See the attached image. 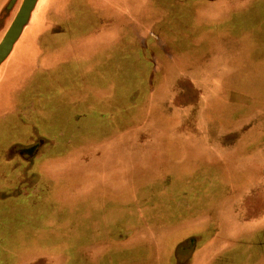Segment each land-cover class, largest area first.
Listing matches in <instances>:
<instances>
[{
  "label": "crops",
  "instance_id": "crops-1",
  "mask_svg": "<svg viewBox=\"0 0 264 264\" xmlns=\"http://www.w3.org/2000/svg\"><path fill=\"white\" fill-rule=\"evenodd\" d=\"M65 3L50 0L51 17L21 44L23 62L0 70V87L34 68L51 67L53 36L65 29L57 10ZM80 5L84 18L96 20L98 27L66 42L61 60L69 65L79 46L82 56L104 60L110 71L101 75L106 81L111 76V84L85 95L90 100L80 111L86 130L51 137L31 126L34 132L28 134L22 128L30 118L16 119V142L0 148L4 156L15 153L20 159L0 168V178L10 183L0 200L5 223L0 238L6 240L1 246L21 253L11 264H264V200L244 217L225 215L231 222L245 219V229L254 225L253 232L235 234L225 227L234 236H221L211 222V215L218 214L203 211L225 198V192L217 191L219 182L209 177L211 169L201 180L197 161L183 157L189 151L178 142L179 133L141 126L163 121L160 108L167 106L168 87L177 80L173 75H182L185 59L204 53L208 60L216 58L215 48L222 43L224 58L230 56L229 45L250 44L258 52L257 62L263 60L264 0H80ZM238 27L240 35L227 32ZM198 74L193 68V85H198ZM105 94L108 98L96 105L93 96ZM76 136L89 140L75 144ZM154 187L159 193L151 194ZM42 209L48 212L41 215ZM49 217L64 227L55 235L71 237L69 225L73 233L85 235L45 246L32 239L24 246L19 235L28 224L25 219ZM38 224L32 222L29 232ZM24 249L28 253L22 254ZM65 249L67 254L61 252Z\"/></svg>",
  "mask_w": 264,
  "mask_h": 264
},
{
  "label": "rangeland",
  "instance_id": "rangeland-1",
  "mask_svg": "<svg viewBox=\"0 0 264 264\" xmlns=\"http://www.w3.org/2000/svg\"><path fill=\"white\" fill-rule=\"evenodd\" d=\"M46 1L40 0L36 16L40 15ZM59 12L57 10L58 23L64 25L65 29L56 32L53 36L55 48L51 54V59L53 58L51 67L34 68L22 73L8 86L0 87L2 118L0 148L16 142L13 137L18 127L16 119L29 117L30 125L24 126L22 131L33 133L35 129L40 131L38 134L46 133L44 136L48 134L53 137L59 131L65 133L69 129L72 132L86 130L88 127L81 120L84 111H80V106L84 107V103L86 105L90 100L85 99L86 96L95 93L94 89L101 84L105 85L104 87L107 83L111 84V76H108L106 81L107 76L101 75L103 70L110 71L109 67L103 65L104 60L95 56L92 58L82 56L79 46L73 50L75 56L69 60V65H65V61L61 60L66 42L77 39L83 36L87 29L92 27L93 31L98 26L95 19V21H87L84 18L80 0H66ZM43 19L47 20V10H44ZM35 20L38 21V18L36 17ZM84 24L89 27H84ZM240 28L227 29V32L234 35ZM172 33H176L174 28ZM71 44L70 42L66 49ZM220 44L215 48L217 52L219 51L216 53V58L208 60L207 54L204 53L198 59L184 60L182 75L179 77L173 75L177 80H172V85L168 87L167 106L160 108L165 115L163 121L145 123L141 126L167 134L179 133L182 139L178 142L189 151V155L183 157L185 159L193 157L194 161H197V167L201 168V180L211 169L209 177L219 182L222 187L217 188V191L225 192V198L216 200L210 208L203 211L217 213L219 218L211 215L214 218L211 220L212 226L219 229L218 233L221 236L228 234L232 239L234 235L229 231L226 232L228 228L232 232L236 231L237 234L242 229L248 233L253 232L255 226L248 225L253 227L245 229V219L240 218L231 222L225 215L230 212L235 213L237 217L241 215L244 217L246 212L250 213L255 208L260 209L258 201L260 198L264 200V49L260 51L263 60L257 62L258 52L250 44L229 45V55H233L231 58L230 56L224 58L225 50L222 43ZM23 54L24 50L20 47L7 64V68L16 67L18 63L23 62L25 59ZM128 60L130 68L133 69L132 59L128 58ZM193 68L196 74L199 71L198 85H193L191 76ZM97 98L93 96L94 103L100 105L108 95L105 94L103 98L100 96L98 100ZM26 105L28 110L25 115L26 107L22 110V106ZM94 108L102 109L101 106ZM93 114L94 111H89L88 116L92 117ZM74 115H77V120ZM31 126H34V129ZM108 129V127L106 130L101 128L102 133H106ZM80 139L84 142L89 140L76 136L74 143H78ZM6 155L0 152V168L20 163L19 155L15 153H10L7 157ZM7 186H10V183L0 178V200L7 194ZM154 188H151V194L159 193V188ZM187 190L193 191L189 188ZM56 205L63 208L62 203ZM42 211L41 215L48 212L47 209ZM65 212L69 213L67 209ZM41 218L25 219L28 224H24V231L19 235L24 246L31 243L32 239L34 242L38 241L40 246H45L49 243L62 244L69 240L72 242L79 236L85 235L80 231L73 233L71 225L67 226L66 231L76 235L75 239L69 234L66 238L61 233L55 235L59 230L64 229L63 225L57 224L54 218ZM37 221L39 224L34 226L33 232H29L32 222ZM4 225V220L0 219L1 232H4ZM2 242L5 243L6 240L1 241L0 238V262L7 260V264H11L21 253L11 248L3 249ZM61 252L68 253L66 249ZM26 253L28 252L24 249L22 254Z\"/></svg>",
  "mask_w": 264,
  "mask_h": 264
},
{
  "label": "flooded vegetation",
  "instance_id": "flooded-vegetation-1",
  "mask_svg": "<svg viewBox=\"0 0 264 264\" xmlns=\"http://www.w3.org/2000/svg\"><path fill=\"white\" fill-rule=\"evenodd\" d=\"M22 0H0V39L4 35L5 31L9 27L12 19L14 18L15 14L19 10L20 4ZM40 0H36L33 4V7L30 9L28 17L26 22L23 24L21 31L15 41L13 42L11 49L7 56L3 59V61L0 63V70L7 66L9 61L13 58V56L16 54V52L19 50L21 44L24 43L25 38L29 39L31 36H34L35 33V26L39 22L44 23V10L45 8L49 9L50 0H47L46 3H44L43 8L40 15L36 16L38 13V4ZM47 9V20L51 17L49 14V10ZM38 18V21L35 20V18ZM45 30V29H43ZM6 63V65H4ZM4 66H1V65Z\"/></svg>",
  "mask_w": 264,
  "mask_h": 264
},
{
  "label": "water",
  "instance_id": "water-1",
  "mask_svg": "<svg viewBox=\"0 0 264 264\" xmlns=\"http://www.w3.org/2000/svg\"><path fill=\"white\" fill-rule=\"evenodd\" d=\"M36 0H22L16 16L12 19L9 27L0 39V63L7 56L11 49L12 43L15 41L21 27L26 22L30 9Z\"/></svg>",
  "mask_w": 264,
  "mask_h": 264
},
{
  "label": "bare ground",
  "instance_id": "bare-ground-1",
  "mask_svg": "<svg viewBox=\"0 0 264 264\" xmlns=\"http://www.w3.org/2000/svg\"><path fill=\"white\" fill-rule=\"evenodd\" d=\"M15 16H16V14H15ZM15 16H14V17H15ZM21 28H22V27H21ZM22 29H23V28H22ZM20 31H21V30H20ZM19 33H20V32H19ZM12 44H13V43H12ZM11 46H12V45H11Z\"/></svg>",
  "mask_w": 264,
  "mask_h": 264
}]
</instances>
